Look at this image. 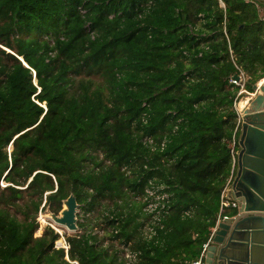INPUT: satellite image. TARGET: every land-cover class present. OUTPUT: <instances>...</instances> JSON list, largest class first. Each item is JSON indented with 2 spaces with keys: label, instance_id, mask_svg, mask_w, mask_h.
Returning a JSON list of instances; mask_svg holds the SVG:
<instances>
[{
  "label": "trees",
  "instance_id": "16d2710c",
  "mask_svg": "<svg viewBox=\"0 0 264 264\" xmlns=\"http://www.w3.org/2000/svg\"><path fill=\"white\" fill-rule=\"evenodd\" d=\"M221 2L0 0V264H127L122 245L132 264L198 259L231 176L229 80L264 79V1ZM149 182L169 196L155 224L135 200ZM69 195L114 207L65 252L36 218Z\"/></svg>",
  "mask_w": 264,
  "mask_h": 264
},
{
  "label": "water",
  "instance_id": "95a60500",
  "mask_svg": "<svg viewBox=\"0 0 264 264\" xmlns=\"http://www.w3.org/2000/svg\"><path fill=\"white\" fill-rule=\"evenodd\" d=\"M256 88L257 84L251 86ZM258 90L249 107L240 110L236 130V166L229 193L236 213L217 224L204 264H264V83ZM78 209L75 197L69 195L58 214L46 210L55 225L76 233Z\"/></svg>",
  "mask_w": 264,
  "mask_h": 264
},
{
  "label": "built area",
  "instance_id": "2783aa9c",
  "mask_svg": "<svg viewBox=\"0 0 264 264\" xmlns=\"http://www.w3.org/2000/svg\"><path fill=\"white\" fill-rule=\"evenodd\" d=\"M220 7L224 8L221 0H217ZM245 4H254L256 9L260 12V8L259 6L255 3V0H242ZM81 12V10H80ZM83 13V12H82ZM262 21H264V16H262ZM226 36V34H225ZM237 76V79L234 78H230L229 83L236 89V97L233 101V109L235 110L236 114H237V126L239 125V118H240V109L239 108V104L241 102V100H245L246 101V105L245 107L248 105L250 101L259 93L258 87L259 85L262 83V80H260L259 82H257V88L256 90H251L249 91L246 86H245V82H246V76L245 74L241 71L238 70V72L235 74ZM245 96L244 99H242L241 97ZM237 130V128H236ZM142 143L150 146L152 149H154V142L153 139L150 137H145L142 140ZM165 144V141H162L160 144V148L162 149L163 146ZM236 154H237V141H235L233 139V141L230 144V160H231V176L228 180V183L226 184V186L223 188V190L221 191L220 194V207H219V215L216 219V223L215 226L212 230V233L209 237V239L207 240V242L202 246V250L200 253V256L198 257V259L193 262L192 264H204V258H205V252L207 247L212 243L211 239H212V235L214 230L216 229L217 224L223 219L226 218L227 216H224L222 213L227 209V208H232L235 209L236 208V203L230 199L229 197V193H230V184L234 175V171H235V166H236ZM0 185L1 186H5L3 185V181H0ZM165 187L162 185H155L152 182H149V185L144 189V192L142 195L135 197V200L138 203H141V205H143L142 208V212L143 214L150 216L151 219V223L155 224L157 222H159L160 220V215L162 210L164 212H166L165 209V201L168 202V194L164 191ZM45 199V198H44ZM43 199V203L40 206L39 212L38 214L42 213V208L44 206L45 200ZM78 214L76 213V217L80 218L77 219V222L81 221L82 219H86L88 216L93 215V219L96 218L97 215V210L94 211L93 209L90 210L89 212H83L80 208L78 209ZM41 218V217H40ZM37 220V219H36ZM38 222V221H37ZM83 222V221H82ZM150 223V224H151ZM50 228H52L53 230H55V232L59 235V237H61V239L63 240L62 245H55L56 248H63L65 250V252H67L68 250V244L65 242V239L62 237V233L57 231L55 228L49 226ZM78 227V226H77ZM143 233L146 237L150 238L152 235H154V229L147 224L145 226V228L143 229ZM121 247V248H120ZM119 249L123 252L121 253V257L123 256L126 259V263L127 264H132L133 262H135L137 255L132 253L127 247L125 246H119ZM66 260H68V257L65 256ZM70 264H77L76 261H69Z\"/></svg>",
  "mask_w": 264,
  "mask_h": 264
},
{
  "label": "rangeland",
  "instance_id": "374dc122",
  "mask_svg": "<svg viewBox=\"0 0 264 264\" xmlns=\"http://www.w3.org/2000/svg\"><path fill=\"white\" fill-rule=\"evenodd\" d=\"M81 12H84V10H82L81 9ZM264 81V80H263ZM263 83V82H262ZM242 99H244L245 98V96H242L241 97ZM249 106L247 105L245 108H248ZM3 185H5V182H3ZM2 187H4V186H1L0 185V188H2ZM99 203H100V205H97L96 204V206H94V211H96L97 210V212H98V210H103V209H105L106 207H108V208H113L114 206H113V204H112V202H107V201H105V200H102V201H99ZM103 208V209H102ZM46 209H48L47 207L42 211V213H41V216H40V214H37V221H38V224H39V228H38V231L35 233V236H40L41 235V233L43 232V228L44 227H46V226H51V227H53V228H56V229H58L61 233H62V237L64 238V236L65 235H74V234H79V233H82L85 229H90L91 227H93V229L94 228H98V227H96V224H97V221H93V215H91V216H88L86 219H82L81 221H79L80 223H84L86 226H85V228H80V229H78L77 230V232L76 233H71V232H68L66 229H64V228H62V227H59V226H56L54 223H52V221H50L49 220V218H48V214H49V212L46 210ZM62 209V208H61ZM228 210H229V208H227ZM226 209V210H227ZM77 214H78V212H77ZM47 215V216H46ZM41 217V218H40ZM77 219H80V218H78L77 217ZM97 220V219H96ZM83 221V222H82ZM95 222V223H94ZM77 226H78V222H77ZM88 226V227H87ZM55 231V230H54ZM63 240L61 239V237H59V239L55 242V245L57 246H59V245H62V242ZM107 243H105L104 242V245H106ZM116 247H117V244L115 243L114 244ZM121 248V247H120Z\"/></svg>",
  "mask_w": 264,
  "mask_h": 264
},
{
  "label": "bare ground",
  "instance_id": "6f19581e",
  "mask_svg": "<svg viewBox=\"0 0 264 264\" xmlns=\"http://www.w3.org/2000/svg\"><path fill=\"white\" fill-rule=\"evenodd\" d=\"M264 80V79H263ZM262 80V82L264 83V81ZM246 105V101L245 100H241L240 104H239V108L243 110V108H245ZM10 150V148H9ZM47 216V215H46ZM42 217V216H41ZM53 223V222H52ZM57 226V225H56ZM56 229V228H55ZM57 231H59L58 229H56ZM60 232V231H59Z\"/></svg>",
  "mask_w": 264,
  "mask_h": 264
},
{
  "label": "clouds",
  "instance_id": "9594fccd",
  "mask_svg": "<svg viewBox=\"0 0 264 264\" xmlns=\"http://www.w3.org/2000/svg\"><path fill=\"white\" fill-rule=\"evenodd\" d=\"M11 151V150H10Z\"/></svg>",
  "mask_w": 264,
  "mask_h": 264
}]
</instances>
